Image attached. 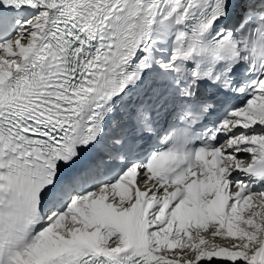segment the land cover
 <instances>
[{
    "label": "snow or ice",
    "instance_id": "snow-or-ice-1",
    "mask_svg": "<svg viewBox=\"0 0 264 264\" xmlns=\"http://www.w3.org/2000/svg\"><path fill=\"white\" fill-rule=\"evenodd\" d=\"M0 264H264V0H0Z\"/></svg>",
    "mask_w": 264,
    "mask_h": 264
}]
</instances>
